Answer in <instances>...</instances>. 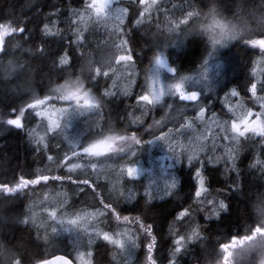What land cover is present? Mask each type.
Wrapping results in <instances>:
<instances>
[{"label":"trees","instance_id":"trees-1","mask_svg":"<svg viewBox=\"0 0 264 264\" xmlns=\"http://www.w3.org/2000/svg\"><path fill=\"white\" fill-rule=\"evenodd\" d=\"M84 4L85 0H0V264H38L54 255H48L50 245L43 242L40 230L30 219L28 207L47 186L58 190L63 182L67 185L63 184V188L73 185L60 164L63 156L53 157L50 161L47 149L29 135L39 122L35 113L26 108L35 99L52 96L65 81L76 80L78 72L84 68L82 81L85 87L101 100V136H131L135 133L142 141H155L156 137L170 133V129L176 132L188 126L190 121L196 119L197 111L186 108L193 104L181 102L175 96H165L160 104L145 103V115L140 116L137 98L147 91V77L151 76L154 66L152 57L156 53L167 55L170 65L177 69V75L182 76L199 70L204 60L212 55L209 51L210 31H206L208 35L205 34L203 39L190 36L178 51L155 37L160 30L168 31L174 27L191 8L205 9L215 19L226 23H238L242 31L236 39L231 37L223 46H219L217 59L221 74L215 79L217 84L214 91L206 97L200 96L198 101L204 107L205 115L215 114L223 119L226 111L221 98L233 89L242 100L249 98L248 87L254 81L252 71L260 49L245 44L244 39L264 38L261 35L264 34V0H161L160 10L150 9L139 26L135 25V19L139 18L138 3L121 0L119 5L130 9L129 19L125 20L121 31L116 32L105 22H96L79 30L84 33V39L77 45L74 33L79 27L82 28L79 13L84 11ZM73 10L78 14L73 16ZM73 20L76 23H72ZM21 23H25L26 29H33L31 39L15 34ZM44 23H48L51 30L61 33L59 37L46 38L50 55L66 51L70 60L68 66L60 68L58 63L54 66L51 56L44 57L37 53L42 35H39V29ZM248 28L253 30L248 31ZM118 38L127 40L133 53V59L129 61L133 74L128 81L117 78L122 72V64L116 63L115 55L129 51L122 49L117 52L115 45L119 43ZM107 48L112 49L111 69L115 71L103 68L97 76L95 66H89L88 59L95 51ZM104 71H108L107 76L103 75ZM130 79L135 83L131 85L130 94L125 96L122 89L128 87ZM168 80L171 81L172 77L169 76ZM106 90L115 95L104 96ZM22 106L29 113L22 119V129L7 127L2 123L8 114L9 118L15 117L17 113H12L13 107L19 109ZM155 121L161 123L155 124ZM254 143L261 144V147L258 150L251 148L255 144L245 147L236 160V172L227 168L226 162L210 163L204 159L202 171L206 177L205 185L212 194L223 198L227 210L217 219L201 222L200 237L185 247L176 264H264V235L252 232L257 226L264 228V165L250 166L257 156L264 160V142L258 137ZM142 144L119 141L118 145L132 148ZM53 160L58 162V167L54 166ZM197 166L201 167L194 161L192 165L182 163L177 169L178 185L174 195L151 202L152 211L146 213L147 222L154 224L157 244L153 255L158 264H168L174 247L169 226L173 225L180 211L195 207L194 171ZM48 169L52 172H46ZM58 172L62 174V183L52 179ZM45 178L46 183L43 182ZM22 180L27 183L22 184ZM100 200H96L97 206L103 207ZM146 202L141 195L116 210L120 217L129 216V222L138 232L135 233L139 244L130 264H146L149 238L131 220L144 212ZM109 213L112 215L111 211ZM245 236H251V239L229 247L227 251L233 249L230 255H227V251H221L220 246L231 245L233 237L240 241ZM70 241L67 237L62 238L55 254H63L73 260L75 249ZM91 264H120L115 259L113 245L98 241L92 251Z\"/></svg>","mask_w":264,"mask_h":264},{"label":"rangeland","instance_id":"rangeland-1","mask_svg":"<svg viewBox=\"0 0 264 264\" xmlns=\"http://www.w3.org/2000/svg\"><path fill=\"white\" fill-rule=\"evenodd\" d=\"M120 1L121 0H114L113 8L119 5ZM160 1L161 0H158V3ZM87 2L90 3L91 0H87ZM94 2L99 4L101 0H94ZM150 2L151 0H149V3ZM196 11L198 14L190 19L188 24H180L177 22L174 24L175 27L169 28L173 30H160L156 33L155 37L157 40L161 39L163 44L169 45L178 51L183 48L190 36H195V39H203L205 34L208 35L206 31L211 32L209 51L212 52V55L205 59L207 61L206 64H204V62L202 63L207 70L206 80L196 82L201 71L200 66L199 70L197 69L186 75L192 76L193 80L187 81L185 85L186 91H197L200 93V96L206 97L209 92L211 93L214 91L215 79L219 78L221 74L220 64L217 59L219 46H223L226 41L232 37L233 32L239 34L242 31L238 23H226L219 19H215L214 16L208 14L209 12L205 9ZM149 12H147V14H149ZM96 22L103 21H98L95 16H91L83 21L81 25L82 28L79 27L78 30H83ZM249 24H251V22H249ZM248 29V31L253 30V28ZM213 40L218 41V43L214 45ZM121 55H125V53L123 52ZM164 56L165 59L168 60L167 55ZM109 57H111L112 64L111 48H107L103 51H95L94 55L88 59V65L91 66V62H94V66H96L100 62L106 61ZM121 64L122 72H120L117 78H119L120 81H128L129 77L133 74L129 61H121ZM83 69L84 68L78 72L79 75L77 78L80 80H82V75L84 74ZM154 70L155 65L153 66L151 75ZM252 75L254 77L253 82L259 81L264 83V55H262L261 51L254 63ZM168 78L169 75L161 69L160 80L165 86L171 82ZM85 90L88 89L85 87ZM231 92L224 98H221L226 111L223 119H220L215 114L205 115L203 120L195 119L194 121H190L188 126L178 131L165 134L167 136L166 141L152 140V143H144L139 147L133 146L132 148H122L119 146L123 151L117 150L116 152H112L111 150L113 145H98L95 152L99 153V155L88 156L82 154V148L79 146L74 148L73 141H78V145H86L87 143L93 142L95 139L102 138V109L100 106L91 110L83 109L82 114L78 113L74 115L71 117L70 122H68L65 116L61 115L59 112H55V110L68 108L70 105L75 107L76 102L61 100L60 96L62 93L56 90L52 96L44 98L45 103L37 107L36 111L47 112L49 116H52L55 112L53 118L58 120L61 126L65 124H67V126L58 129L56 132H47L46 134V129L48 127L47 118L36 116L39 119L38 125H40V127H36L37 137L45 136V144H47V147L43 146L47 149V154L53 157L63 156V160L60 164L67 172V176L69 175L72 179L87 178L91 185L86 186L73 183L71 180L73 185L63 188V184L65 185V183L60 180V183L63 182L61 189L56 190L53 186H47L42 195L29 204L28 209L32 223L40 230L43 242L46 244L49 243L50 245L48 247V255L57 253L55 249L58 247L59 241L67 237L71 239L72 242H70L75 249L72 254L74 263L80 264L77 260L78 254H83L85 261H91V256H89L88 253L92 254L93 248L98 241H105L100 235H97V233H107L112 236L113 239H120L123 242L122 247H116L112 244L114 247L115 259L120 264H130L135 257L139 244L137 229L133 227L129 221L126 223L123 222V217L117 220L115 216L110 215V210L98 207L96 202L98 198L110 202L115 210H117L118 207L120 208L125 204L131 203L138 196L142 195L145 197L144 194L146 190L151 194L153 201L174 195L177 187L168 190L165 187V183L172 182V180L175 179L178 185V167L181 166L182 163L188 165V155L198 147L204 148V151L199 152L198 158L194 160L198 165H201L204 159H206L208 162L211 161L213 163L226 162L228 164L227 168L230 169H232V163L228 159L226 147H235L237 159L248 145L252 144L253 146L255 144V146L251 148L258 150L261 144L254 143L258 136L252 133H247L245 137H240L239 142L232 143L230 140L225 139L226 133L220 125L226 124L228 129L227 135H232L231 124L233 122H238L237 115H234L233 111L237 114H240L242 110H250L253 113L261 112L260 101L254 98L250 92L249 98L246 99V101L242 100L239 96H232ZM143 94H145V92ZM258 96H264V91H258ZM82 103L81 101V104ZM239 105H242V108L239 107ZM144 106V102L138 103L137 105L138 112L141 113L140 116L145 115V110H143ZM186 108L197 111L195 106H187ZM230 108L233 109V111H229ZM213 117H215V121ZM138 120L140 121L141 117L138 118ZM198 136L202 138L201 141H197L196 138ZM34 139L36 141V137H34ZM259 139L261 141L260 137ZM118 144L119 141H117V145ZM115 146L116 145H114V147ZM66 156L72 158L71 163L79 164L80 166L74 168L72 172H69L68 168L62 163ZM176 157H178V159ZM217 157L220 159L217 160ZM53 163L55 167L59 166L56 165L58 163L57 161ZM93 163H95V167L92 166ZM128 167L136 168L137 175L129 177L126 172ZM123 171L124 174H122ZM46 172L51 173L52 170L48 169ZM55 175L62 177L60 172ZM45 180L47 179L45 178L43 180L44 183H46ZM205 187L207 188L206 185ZM129 196H131L132 199H129ZM213 198H215L217 203L223 200L219 195L212 194L208 190V192L202 194L200 198L202 202L199 204L195 203L194 209L191 210L189 220L175 222L174 230L178 235L174 237V239H178L179 235L185 237L182 250L177 254L176 259L189 243L200 237L199 235L190 241L187 239V235L191 232L192 225H200L201 222L205 223L211 219L218 218L212 217L211 219H206L212 211V206L208 205L206 201ZM145 199L148 201L147 197H145ZM196 199L195 197L194 201H196ZM201 209H206V211H201ZM97 212H102L103 214L94 217L85 216L86 213ZM78 216L83 217V219L79 220L77 225L73 226L67 223L68 220L75 219ZM262 222L264 224V215ZM126 230L128 236L123 235ZM129 237L131 239H129ZM57 239H59L58 242ZM133 240L135 244H133ZM230 251L232 252L233 249L230 248V250L227 251V255L231 254Z\"/></svg>","mask_w":264,"mask_h":264},{"label":"snow or ice","instance_id":"snow-or-ice-1","mask_svg":"<svg viewBox=\"0 0 264 264\" xmlns=\"http://www.w3.org/2000/svg\"><path fill=\"white\" fill-rule=\"evenodd\" d=\"M114 0H101L99 4L95 3L94 0H91V2H87L85 0L84 4V12L79 13L81 21L86 20L87 18L91 16H95L98 21H103L106 24H109L111 27L114 28L116 32L121 31V26L125 24V20L129 19V12L130 9L128 6H120L117 5L115 8H113ZM134 3H138V12H139V18L135 19V25L139 26L143 23L145 14L149 12L150 9L155 8L157 11L160 10L161 5L158 3V0H151L149 3V0H134ZM175 7V5H173ZM78 13L73 10V16L77 15ZM197 11L195 8H191L186 12V15L179 21L180 24H188V21L195 17L197 15ZM54 15H58V13H54ZM114 22V23H113ZM72 23H76V21H72ZM218 23V22H217ZM175 27V25H174ZM173 30V29H169ZM15 34H19L21 38L25 39H31L33 35V29H26L25 23H21L18 29L15 30ZM42 34V35H41ZM39 35H41V39L39 41V46H37L36 51L40 55L44 57L51 56L53 60L54 66L58 65L60 68H64V66H68L70 64L69 60V54L65 51L63 54H61V51L56 52L54 55H50V49L48 45L45 43L47 40V37H59L61 35L59 30L53 31L49 28L48 23H44L43 27L39 29ZM75 42L77 45H79L83 39H84V33L82 31L77 30L75 33ZM238 33L233 32L232 39H236V36ZM264 35V34H261ZM119 39V38H118ZM218 43V41L213 40V44L215 45ZM245 44H249L252 47H259L262 55H264V38L261 39H252V38H246L244 39ZM115 48L117 52H119L122 49H129V42L124 39H119V43L115 45ZM115 55V54H114ZM58 58V60H57ZM116 63L119 64L121 61H132L133 59V53L129 49L127 54L125 55H115ZM152 62L155 65V70L153 74L150 77H147L148 88L145 94L139 95L137 100L139 102H144L148 105H157L160 104L162 99L165 96H175L178 97V99L181 102L190 101L193 103V106L197 108L196 113V119L203 120L205 118V109L204 107L200 106L198 104V101L200 99V93L197 91H189L185 90L186 82L193 80L192 76H182L177 75V69L170 66L168 63V60L165 59V56L162 52L156 53L152 57ZM94 67V62H91ZM207 61H204V64H206ZM204 64L201 65V71L199 73V77L196 82H200V80H206L207 77V70L204 68ZM103 68H109L111 69V57H109L106 61L100 62L98 65L95 66V73L97 76L101 74V71ZM165 70L171 77L172 80L169 82L166 86L161 82L160 80V70ZM115 71V70H113ZM104 76L108 75V71L103 72ZM135 81L131 80L129 81L128 87H125L122 89V93L125 96H128L130 94L131 85L134 84ZM113 85L115 86V81H113ZM57 92L62 93L60 96L61 100L64 101H75V107H72L71 105L68 108H60L56 109L55 112H59L61 115L65 116L66 121L70 122L71 117H73L76 114H82L83 109H95L98 108L101 105V100L98 99L96 96H94L90 91L85 90V86L82 80L77 78L74 81H65L64 84L60 85L57 89ZM248 91L251 93V95L256 98L258 101H260V107L261 112L259 113H253L250 110H242L240 114H237L233 111V109H229V111H233L234 115H237L238 122H233L231 124V132L232 135H227V126L220 125V127L225 131V139L230 140L233 142H239L240 137H245L247 133H252L253 135H256L261 138V141L264 142V96H258V91H264V83L256 81L251 82ZM104 96H114L115 93L110 91H105L103 93ZM232 96H238V93L235 89L231 92ZM81 101L83 102L81 104ZM45 103L44 99H35L33 102L29 103L26 108L31 109L37 117H44L48 120V127L46 129L47 132H56L58 129H62L67 126V124L61 126L59 121L54 119L53 116L55 115V112L52 114V116H49L47 112H41L36 111L37 107L43 105ZM171 107V105H169ZM239 107L242 108V105H239ZM26 108L24 106L17 109L16 107H13L11 109L12 113H17L14 118H9V114L4 118L2 121L3 124H5L7 127H14L15 129H22L24 127L22 123V119L25 118L29 113H27ZM254 117V119H253ZM213 120L215 121V117H213ZM155 124H160V121H155ZM37 127H40L38 125ZM183 127V125H182ZM171 132V129L169 130ZM31 137H36V143L38 145H44L47 147V144H45V136H38L37 137V130L32 129L29 133ZM197 141H201V137L196 138ZM167 136L165 134H162L159 137H156L155 141H166ZM117 141H130L132 144L140 145L142 143H152V141H142L140 138L137 137L135 133H133L131 136L127 135H105L102 136L100 139H95L91 143L81 144L78 145V141H73V147L79 146L82 148V154L84 156L88 155H99V153L95 152V149L98 145H113L112 152H116L117 150L123 151L122 148H119V145H117ZM114 145H116L114 147ZM171 150V146H170ZM204 151L203 147H198L196 150L191 151L188 155V163L189 165H192L193 161L196 160L199 156V152ZM226 153L228 155L229 161L232 163V170H236V160L237 155L235 154V147H226ZM134 155V154H133ZM178 159V157H176ZM48 159L51 161L53 159L52 155H48ZM217 160L220 158L217 157ZM72 158L67 157L62 162L67 168L69 172H72L74 168L79 167V164L71 163ZM211 163V161H209ZM257 165H264V160L260 159L259 156L256 157L254 163L250 165L251 167H256ZM93 167H95V163L92 164ZM203 164H201V167L195 168L194 176L196 179V187H195V197L197 198L194 203H201L202 201L200 198L202 197V194L208 192V189L205 187L206 177L203 174L202 171ZM127 175L129 177H134L137 175L136 168L128 167L126 169ZM124 174V171L122 172ZM52 179L61 180L63 177L56 176ZM70 179H72L70 177ZM73 183H79L86 186H91L90 181L85 179H72ZM27 183L26 180H22V184ZM165 187L169 189H174L177 187V182L175 179L172 180V182H166ZM145 197L148 198V201L145 204L144 212H140L137 216L132 217L131 220L139 225V228L141 231L146 233L147 237L149 238L147 245H146V264H158V261L155 260L153 252L156 248L157 240L156 235L154 234V224L148 223L146 218V213H151L152 209L150 207L151 202L153 201V198L151 197V194L146 190L145 191ZM129 199H132L131 196L128 197ZM208 205L212 206L211 213L206 217V219H211L212 217H219V215L222 212H225L227 210V204L220 200L218 203L216 202L215 198L209 199L206 201ZM100 204L103 205V208L105 210H110L112 212V215L115 216L117 220H120L121 217L115 210L114 206L104 200H100ZM201 211H206V209H201ZM52 214V213H50ZM102 212L97 213H86L85 216H96V215H102ZM54 215V214H52ZM191 216V207L186 208L182 211H180L177 216L175 217V221L173 222V225L169 226V234L173 237H176L178 234L174 230V225L176 221H184L189 220ZM83 219V217L78 216L75 219H70L67 221V223L75 226L78 224L79 220ZM130 220L129 216H123V222H128ZM253 234L260 233L261 235H264V228H261L259 226L255 227L252 230ZM97 235H100L103 240H105L108 243L114 244L116 247H122L123 242L120 239H113L112 236H110L107 233H97ZM119 235V234H118ZM124 236H128L127 230L123 233ZM200 235V225L195 224L191 227V232L187 235V239L190 241L194 237H198ZM129 239H131L129 237ZM185 237L183 235H179L178 239L173 240L174 244V250L170 253V258L168 264H176V256L178 253L182 250V245L184 242ZM251 239V236H245L240 241H237L235 237L232 238V243L230 244H222L220 246L221 251L227 250L229 247L234 246L236 243H242L243 240ZM133 244H135V241H132ZM89 256H91V253H88ZM77 260L80 262V264H91V261H85L83 254H78ZM42 264H69V260L62 258V257H55L50 260H44Z\"/></svg>","mask_w":264,"mask_h":264},{"label":"water","instance_id":"water-1","mask_svg":"<svg viewBox=\"0 0 264 264\" xmlns=\"http://www.w3.org/2000/svg\"><path fill=\"white\" fill-rule=\"evenodd\" d=\"M0 46H1V39H0ZM0 48H1V47H0ZM164 72H165L167 75H169L165 70H164ZM169 76H170V75H169ZM184 103L193 104V103L190 102V101H185ZM58 256H59V257H62V258H65V259H68V260H69V264H75L74 261H73L70 257H68V256H66V255H63V254H54V255L48 257V258L45 259V260H50V259H53V258L58 257ZM43 261H44V260H43ZM43 261L39 262L38 264H42Z\"/></svg>","mask_w":264,"mask_h":264}]
</instances>
